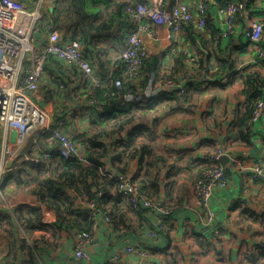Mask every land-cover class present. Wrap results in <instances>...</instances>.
I'll list each match as a JSON object with an SVG mask.
<instances>
[{
  "label": "crops",
  "instance_id": "obj_1",
  "mask_svg": "<svg viewBox=\"0 0 264 264\" xmlns=\"http://www.w3.org/2000/svg\"><path fill=\"white\" fill-rule=\"evenodd\" d=\"M248 1L249 20L243 23L244 29L248 21L264 22V0ZM227 2L210 0L207 30L179 35L172 50L163 39H145L149 59L143 79L133 90L127 91L130 85L125 84L115 94L107 92L115 87L106 75L110 66L118 63L127 34H102L87 46L94 75L104 85L97 88L101 91L97 95L93 87L82 86L78 75L72 78L70 67L48 59L37 101L51 122H65V130L78 142L83 157L90 150L89 144L95 143V157L103 169L142 177L150 194L172 209L165 218L166 229L151 240L149 231H158L156 215L134 213L126 201L116 199L111 188L108 208L120 225L101 221L89 249L91 263L80 264H108L117 251H121L119 264H138L142 258L127 254V245L148 249L147 264H264V185L260 183L245 188L242 177L231 173L226 187L214 190L218 240L210 239L212 233L202 225H183L200 215L194 186L207 167L209 154L223 150L222 164L228 169L232 158L242 159L248 166L264 164V120L251 127V136L241 127L250 115L251 103L264 96V60L258 55L264 47V35L257 44L248 42L244 35L220 38L223 18L218 8ZM46 11L50 16L53 9ZM183 51L187 54H181ZM188 55L195 62L185 60ZM162 77L186 87V98L177 92L142 95L145 80L158 84ZM129 92L131 97L127 98ZM92 96L99 110L90 103ZM141 96L143 99L137 100ZM18 138L15 129L0 123V187L7 196H0L4 202L0 205V226L13 217L12 213L20 217V213L40 209L44 227L24 228V238L17 226L21 241L14 247L11 228L1 230L0 264H73L74 230L58 228L56 212L34 194L40 175L33 160L51 153L42 176L54 174L60 161L53 154L55 148L44 140L36 143L33 137L19 146ZM8 144L22 152L5 164L3 150ZM16 173L20 178L15 184L8 178ZM66 192L77 208L86 201L72 188Z\"/></svg>",
  "mask_w": 264,
  "mask_h": 264
},
{
  "label": "built area",
  "instance_id": "obj_2",
  "mask_svg": "<svg viewBox=\"0 0 264 264\" xmlns=\"http://www.w3.org/2000/svg\"><path fill=\"white\" fill-rule=\"evenodd\" d=\"M123 5L124 13L131 25L119 52V61L109 68L106 78L116 89L125 84L139 83L145 60L149 58V50L145 39H163L171 46L178 42L179 35H188L191 30L202 34L208 28L210 0H117ZM61 0H0V123L15 129L19 135L18 145H25L28 138L33 137L38 143L44 140L55 148L56 158L69 161L84 160L79 156L78 142L65 130V122L60 119L52 123L49 113L37 101L41 81L46 73L48 59L63 63L70 67L71 76H79L83 87L93 89L104 88L94 75V69L86 52L87 45L83 36L71 30L65 35L53 22L52 15L59 7ZM248 0H228L225 6L218 8L219 17L223 18V29L219 33L222 39L244 38L250 43H259L264 35V22L248 21L247 29L243 23L247 20ZM52 8L50 16L46 9ZM249 20V19H248ZM166 31L163 37L162 33ZM178 54V53H177ZM181 54L186 55L185 51ZM264 60V47L258 52ZM188 62H195L189 55ZM155 77V75H153ZM166 92H177L183 99L187 96V88L173 78L162 77L158 84L150 80L142 89L144 96H159ZM131 97L129 92L126 96ZM143 99L138 97L137 100ZM90 103L97 110L99 104L92 96ZM59 116H62L61 114ZM61 118V117H60ZM264 120V96L254 104L253 113L242 126L244 133L251 136L250 129ZM22 152V151H21ZM21 152L12 145H7L3 154L4 163L14 161ZM223 150L208 155L206 164L209 168L203 172L201 179L194 186L195 197L200 203V215L195 220L188 219L183 225H202L209 230L213 238L218 240L219 228L216 226L217 211L212 206L213 192L217 188H225L231 173L242 177L245 188L250 183L264 185V164L254 163L248 166L242 159L232 158V166H223ZM52 154L45 153L33 160L35 164L45 165ZM100 175L105 181L115 180L116 193L129 203L133 210L154 213L157 219V230L149 231L148 238H158L164 231L165 218L172 214V209L150 195L144 180L139 176L114 174L100 168ZM0 196L2 191L0 187ZM102 196L101 193L98 195ZM243 200V199H242ZM80 213H87L93 225L89 231H75L73 264L91 263L90 246L94 241L101 221L113 225L110 212L101 203L93 199L82 202L78 208ZM12 216L14 214L12 213ZM26 238L27 233L19 226ZM127 254H135L142 258L138 264H147L149 250L141 245H127ZM121 251H117L108 264H119Z\"/></svg>",
  "mask_w": 264,
  "mask_h": 264
},
{
  "label": "trees",
  "instance_id": "obj_3",
  "mask_svg": "<svg viewBox=\"0 0 264 264\" xmlns=\"http://www.w3.org/2000/svg\"><path fill=\"white\" fill-rule=\"evenodd\" d=\"M51 17L53 22L61 31L68 33L71 30H75L80 33L83 36L85 44L88 48L92 46L93 41L99 35L114 34L120 36V34H123L122 36H124L128 33L131 25L128 16L124 13L123 5L118 3L117 0H63ZM99 20L103 21H101L100 24H97ZM189 33H194V30H191ZM87 50L88 49L86 47V52ZM148 59L149 58L145 60L142 70V78L145 75L144 73ZM144 82L146 87L150 82L149 78ZM127 84L130 85L127 90L129 91L130 89L133 90L132 87H134L137 83ZM94 92L96 95L99 92L101 93L98 89H94ZM107 92L109 94H115L118 90L113 88L109 89ZM260 97L261 95L256 99L254 97L255 101L253 100L254 103L252 102L250 105V115L246 120H244V122H242L241 127L248 119L251 118L254 104ZM88 148H90V150L89 152L86 150L84 160L82 161L79 159H71L69 161L59 159V164L57 163L58 169L54 174L48 176H45V174L42 176L44 169H46L45 167L48 165L40 166L38 164H34L37 174L40 175L38 180L39 186L34 191V194L41 199L46 207L56 212L58 218L57 227L66 229V231H89L93 225V221L87 213L79 212L76 207L75 200L67 194L66 188L76 190L78 192V197L84 198L86 201H92L93 199L98 200L101 205H103L104 208L110 212L113 225H115V227L120 225L118 220L114 218L111 210L108 208L110 202L112 201V196L110 195L109 190L111 188H116V182L115 180L105 181L101 177L100 168L102 167L100 166L98 157H95L96 144H89ZM55 151L56 150H54V152ZM53 154L57 157L56 153ZM208 168L209 166L207 165L205 171ZM18 175L19 173H16V175H11L8 179L15 180L16 184L19 182L20 178ZM3 187L4 186L2 185V189ZM146 188L148 189L147 185ZM100 193L102 196L99 197L98 195ZM2 195H4V198L6 199L7 196L4 191ZM116 199L118 201H124V199H122V197L118 194ZM2 203L4 202L0 197V205ZM127 204L134 213L139 215L145 214V211H135L129 203ZM28 211L29 212L27 214L20 213V217H11L10 219H6L4 224L0 226V231L3 229L6 231L9 227L11 228L10 236L13 239V247L21 241L19 239V235L16 233L17 226H22L25 229L31 230L43 226L41 223L43 218L42 210L30 209Z\"/></svg>",
  "mask_w": 264,
  "mask_h": 264
},
{
  "label": "rangeland",
  "instance_id": "obj_4",
  "mask_svg": "<svg viewBox=\"0 0 264 264\" xmlns=\"http://www.w3.org/2000/svg\"><path fill=\"white\" fill-rule=\"evenodd\" d=\"M101 21H103V20H99L98 22H97V24H100L101 23ZM66 100H68V98L66 97ZM59 112H60V110H59ZM79 156L80 157H83L81 154H79Z\"/></svg>",
  "mask_w": 264,
  "mask_h": 264
}]
</instances>
